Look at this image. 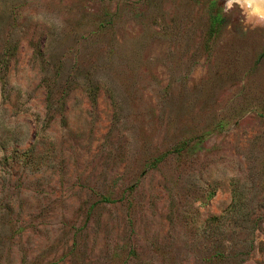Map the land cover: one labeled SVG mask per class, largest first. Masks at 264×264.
I'll return each mask as SVG.
<instances>
[{"label": "rangeland", "instance_id": "rangeland-1", "mask_svg": "<svg viewBox=\"0 0 264 264\" xmlns=\"http://www.w3.org/2000/svg\"><path fill=\"white\" fill-rule=\"evenodd\" d=\"M225 4L0 0V264H264V24Z\"/></svg>", "mask_w": 264, "mask_h": 264}, {"label": "clouds", "instance_id": "clouds-1", "mask_svg": "<svg viewBox=\"0 0 264 264\" xmlns=\"http://www.w3.org/2000/svg\"><path fill=\"white\" fill-rule=\"evenodd\" d=\"M234 5L244 9L249 22L255 19L257 24H264V0H226L224 10H231Z\"/></svg>", "mask_w": 264, "mask_h": 264}, {"label": "trees", "instance_id": "trees-1", "mask_svg": "<svg viewBox=\"0 0 264 264\" xmlns=\"http://www.w3.org/2000/svg\"><path fill=\"white\" fill-rule=\"evenodd\" d=\"M211 18H212L213 22L214 21H217V22L219 21V15L217 13L213 14L211 16ZM89 97H90L91 102L94 104L96 102V97H95V93H94V91L92 89H90V91H89ZM185 146H186V143L184 142L179 148L175 149V152L173 151V153H180L185 148ZM234 194L236 196V192Z\"/></svg>", "mask_w": 264, "mask_h": 264}]
</instances>
